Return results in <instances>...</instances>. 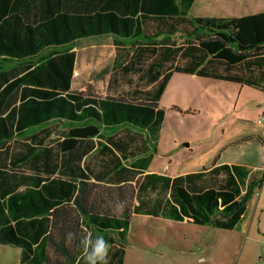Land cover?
<instances>
[{"label":"trees","instance_id":"obj_1","mask_svg":"<svg viewBox=\"0 0 264 264\" xmlns=\"http://www.w3.org/2000/svg\"><path fill=\"white\" fill-rule=\"evenodd\" d=\"M192 1L0 0V19L5 17L0 20V130L4 138H8L7 122L15 120L17 127L27 122L23 103L13 105L22 85L34 86L28 92L41 95L48 92L36 86L66 91L75 60L70 43L90 36L112 35L116 48L110 68L101 69L94 78H102L113 70L110 85L117 86L125 80L133 83L134 88L97 98L70 95L76 105L88 108L87 114L94 120L70 129L68 133L74 137H92L99 133L101 125L128 122L146 128L151 140H156L164 116L157 100L172 70L242 82L264 91L260 76L250 74L242 79L237 75H221L216 70L223 64L229 71L234 64L245 60L262 66L264 11L238 17H189L186 11ZM45 47L51 48L38 55ZM177 56L190 60V65L170 67ZM151 82H154L153 89L138 88ZM173 108L182 112L176 106ZM77 117L79 121L85 118L82 113ZM71 141L65 139L66 143L62 142L59 149L64 151ZM3 143L0 141V147ZM150 158H142L143 169ZM227 167L237 182L228 177L222 189L195 190L194 183L200 179L201 172L173 178L146 173L137 177L134 184L115 187L89 183L85 177L77 179L64 173V177H35L34 183H43L32 192L12 189V185L22 181V175L20 179L15 177L20 169L9 164L0 170V245L18 248L20 262L25 264L29 261L37 264L35 260L38 264H79L81 257L77 256L82 252L83 238L90 233L93 238L102 237L106 243L115 242L109 264H122L125 232L133 213L163 214L177 220L189 217L195 223L232 228L260 188L264 173L239 165L219 166L223 170ZM229 187L235 190V195L228 191ZM152 194L157 197L153 204L143 201ZM55 196L56 201L52 199ZM28 202L31 210H25ZM73 213L79 217L72 218ZM24 216L31 220L24 223L21 219ZM59 216L67 219L58 227L67 229V239L64 235L61 239L54 236L53 226ZM46 219L51 220L52 231L41 239L39 246L42 223ZM115 231L117 241L108 236ZM21 232L28 237H23ZM33 245L40 248L36 258Z\"/></svg>","mask_w":264,"mask_h":264},{"label":"crops","instance_id":"obj_2","mask_svg":"<svg viewBox=\"0 0 264 264\" xmlns=\"http://www.w3.org/2000/svg\"><path fill=\"white\" fill-rule=\"evenodd\" d=\"M194 1L195 0L192 1L190 6ZM189 8L186 11V15L189 17L212 16L191 15L188 12ZM243 11L244 12L242 14L236 15L235 17L264 11V0H256L255 3L247 6L245 9H243ZM213 17L233 16L220 15ZM4 18H1L0 20L2 21L4 20ZM99 36H107L110 38L114 52L112 58L113 62L116 52L113 36ZM91 37L96 36L85 38ZM80 39L81 38L70 43V50L75 52V60L72 76L70 78V85L66 91L60 90L58 88H52L50 86H36V88H39L43 90V92L48 93H45V95L34 94L28 92V90L32 89V87L34 86L24 83L16 94L13 105L18 106L20 103H23V112L25 114V117H27V120H25L27 122L21 127H17L15 125V120L7 122L6 131L8 134V138L6 139L4 138L3 133L0 130V141H5V143H3L0 147V170L5 169L6 166H9V164H11L14 168L20 169V172H18L15 177H18V179H20L19 175H22V181H18L17 184L12 185V189L14 187L15 191L31 190L32 192H34L39 188V185L43 183H34L35 177H41L42 179H45L47 176L49 178L59 175L61 177H64V173H68L69 175H72L77 179L79 177H85L86 181L89 183H95L100 186L104 185L115 187L124 186L127 183L134 184L137 177H142L146 173H156L173 178L176 176L201 172L202 175L200 176V179H198L196 183H194V186L196 187L195 190L202 191L207 188L222 189L223 185L226 184L228 177L236 181L231 169L227 167V169L223 170L219 168L220 165H239L250 170L261 171V161L259 162L257 157L260 154V151L258 149L262 150L263 148L262 146L264 142V131L256 129L252 132L246 133L243 132V129H237L236 127H233V129L229 130L227 134H224L226 128H224L223 126H219L222 135H215V138H211V141L213 140V142L209 145L208 152L206 154L201 155L199 160H193V157L187 158L189 162L184 164V170H182L183 172L175 175H168L162 171L154 172L149 169V164L151 162L152 156L153 154L157 153L156 146L160 131L163 128V121L166 111L169 110L175 115L179 113L181 115L183 114L184 116H187V114H195L197 110H203V107L201 105H196L195 109L197 110H192V108L190 107L192 103L184 100L187 95H190L191 98L196 96V98H193L192 100L195 99V101L197 102H199V100L206 101L209 95L213 93L211 91H207L208 87L216 85L217 83L215 82L220 80L233 83V85L229 86H232L231 88H233V91L237 92L238 95L246 93L247 91L245 88H251L252 90L261 93L260 98L262 99L260 101L264 100V91L237 81H230L172 70L166 82V85L157 100L158 108H162L164 110V116L161 128L157 135V139L154 141L151 140L149 132L146 128H141L128 122H122L120 124H106L105 126L101 125L99 133L92 137L78 138L70 135L68 133L70 129L77 127L80 124L89 122L94 123V120L87 114L88 108H86L84 105H76V103L70 98V95L74 94L78 96L79 94H81V99L97 98L104 97L106 94H112L114 91H127L134 88V86H126L125 84H118L117 86H115L111 83L110 85L109 80L112 77L113 70H109L107 73L103 74L102 78H98L101 80V91H98L94 86L85 87L77 85L80 79H82L87 74H91V72L85 73L83 71L84 69L77 70L76 68L78 60V47L72 46V44L77 43ZM50 48L51 47H45L40 49L38 51V55L44 51L49 50ZM190 62L191 61H188V59H186L185 57L180 58L179 56H177L176 60L170 67L185 64L190 65ZM167 64L170 65L171 62H168ZM260 64L262 66L257 67L254 63L245 60L241 61L240 63L234 64V66L229 69V71L224 69L223 64L218 65V68H216V70L221 75H237L242 79L248 78L250 74L257 75L260 76V78L264 81V62L262 61L260 62ZM138 88L143 90L153 89L154 82H151L145 86H139ZM21 89L23 93H21ZM167 92L169 94V97L174 100L171 102L168 108H165L160 104V102ZM61 98H65V100L63 101ZM255 103L257 104V106H260V108H263V106L260 105L257 101H255ZM174 106L180 108L182 112L174 109ZM249 106L251 107L253 106V104H242L240 106V109H246V111L244 112L246 113L249 109ZM232 111H237V104L233 106ZM258 111L255 115L258 114ZM80 113H82L85 117L81 121H79L77 117V115H79ZM245 117L246 116H244V114H234L233 118L231 119H234L235 122H238L240 120L243 122L246 119ZM65 139H70L72 141L70 142L69 146L65 147L64 151H61L59 149V146L62 142H65ZM192 143L193 142H191V140L186 142L185 147H191ZM148 156H151L150 161L146 168L143 169L141 165L142 158ZM77 179L73 181H77ZM257 190L254 193H257ZM228 191L235 195L234 189L229 187ZM155 197L156 196L152 194L149 199L146 197V199H144L143 201H148V203L153 204L156 200ZM52 199L56 201L57 198L55 196ZM36 204L37 206H40L38 203ZM134 204H137L136 200H134ZM24 206L25 210H31V205L29 202L25 203ZM68 206L73 207L72 204H69ZM247 206L248 203L246 205V210ZM246 210L243 213L242 218L236 223V225L229 229L217 228L209 224L195 223L189 217H184L177 220L163 214H159L157 216H149L139 213H133L131 215L129 226L134 215H143L148 217H165L174 221H188L194 224L206 225L221 230H236L240 222L245 218ZM77 216L78 215L76 213L71 214V217L74 219L77 218ZM21 219H23L24 223H26L28 220H31V218L27 216H24ZM66 220L67 219H64L62 216H59L56 219V225L53 226L55 227L53 231L54 236L57 239H61L63 235L64 238L67 239V229L65 227H63L62 230L58 229V227L62 225L61 223ZM16 221H19V219H17ZM42 224L43 225L41 227L39 236V246L42 244L41 239H44L46 237L50 229L52 231L51 220L46 219ZM27 233L30 234V232L28 231ZM21 235H23V237H28L24 236V233L22 232ZM108 236L112 237L114 241H117L116 231L112 233L109 232ZM66 239L64 241L67 243V245H69V242ZM114 243H107V264H109L110 262L109 260L111 252L115 249V246L113 245ZM76 245L80 246V242L76 241ZM32 248H34V257L36 258V256L40 254V248L36 245H33ZM177 250L180 253H191L196 255L197 261L200 263L205 262L206 255L208 253L207 245L204 244L203 241H198L197 246H194L193 248H185L181 246L178 247ZM125 251L126 250L124 242L122 264H124ZM48 253H51L50 248H48ZM81 253L82 252L80 250V253L77 256L81 257L79 264H82L84 262ZM35 263L38 264L39 262L35 260ZM18 264L25 263L20 262L19 259ZM26 264H31V261L27 262ZM60 264H62V262H60Z\"/></svg>","mask_w":264,"mask_h":264},{"label":"rangeland","instance_id":"obj_3","mask_svg":"<svg viewBox=\"0 0 264 264\" xmlns=\"http://www.w3.org/2000/svg\"><path fill=\"white\" fill-rule=\"evenodd\" d=\"M256 0H195L189 8L191 15L236 16L242 14L247 6ZM72 46H77L78 60L76 68L90 73L79 80V86H94L101 91V80L94 74L103 68H110L114 55L113 45L109 37L96 36L81 38ZM124 52L126 48H123ZM89 75V76H88ZM136 80V74L133 75ZM122 80H124L122 78ZM125 82V83H124ZM120 81L118 84L131 86L133 83ZM207 91L213 92L206 101L197 102L187 95L184 100L191 102L192 110L201 105L203 110L195 114L166 111L163 128L157 142V153L153 154L149 169L162 171L168 175L183 172L187 158L200 159L208 152L211 138L221 136L219 126L226 128L227 134L233 127L252 132L256 129L264 131V125L256 124L255 118L264 110V100L260 101L261 93L245 88L246 93L238 95L234 92L231 82L216 81ZM143 85V84H142ZM174 99L168 92L160 104L168 108ZM254 101V102H252ZM257 101L263 108L257 106ZM237 104V111H232ZM242 104H253L240 109ZM259 110V111H258ZM258 111V114L255 115ZM234 114H244L245 121L235 122ZM193 142L185 147L186 142ZM257 159L261 161L260 170L264 173V142ZM198 157V158H197ZM124 264H264V180L248 202L245 218L236 230H221L188 221H174L165 217H148L134 215L126 230ZM254 238V239H252ZM198 241L207 245L208 253L205 262H198L191 253H180L177 248H193ZM19 249L0 245V264H18Z\"/></svg>","mask_w":264,"mask_h":264},{"label":"clouds","instance_id":"obj_4","mask_svg":"<svg viewBox=\"0 0 264 264\" xmlns=\"http://www.w3.org/2000/svg\"><path fill=\"white\" fill-rule=\"evenodd\" d=\"M119 210V206H118ZM71 238V234H68ZM108 246L102 237L93 238L89 233L82 241V258L84 264H107Z\"/></svg>","mask_w":264,"mask_h":264},{"label":"built area","instance_id":"obj_5","mask_svg":"<svg viewBox=\"0 0 264 264\" xmlns=\"http://www.w3.org/2000/svg\"><path fill=\"white\" fill-rule=\"evenodd\" d=\"M255 122L256 124L264 125V110L256 116Z\"/></svg>","mask_w":264,"mask_h":264}]
</instances>
